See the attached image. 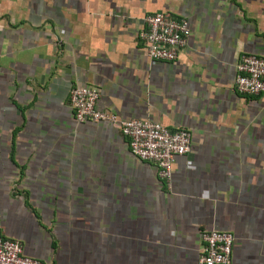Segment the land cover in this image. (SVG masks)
<instances>
[{
  "label": "crops",
  "instance_id": "obj_1",
  "mask_svg": "<svg viewBox=\"0 0 264 264\" xmlns=\"http://www.w3.org/2000/svg\"><path fill=\"white\" fill-rule=\"evenodd\" d=\"M157 13L189 23L174 62L150 60L141 39ZM248 54L264 56V0H0L5 236L44 264H136L140 239L152 253L182 242L187 264L203 231L262 213L264 95L235 88ZM75 87L99 89V109L122 119L191 132L170 187L118 128L77 121ZM151 221L167 229L140 238ZM256 238L234 264H264Z\"/></svg>",
  "mask_w": 264,
  "mask_h": 264
},
{
  "label": "built area",
  "instance_id": "obj_2",
  "mask_svg": "<svg viewBox=\"0 0 264 264\" xmlns=\"http://www.w3.org/2000/svg\"><path fill=\"white\" fill-rule=\"evenodd\" d=\"M147 29L141 39L152 61L174 62L186 46L191 30L187 20L169 13H157L146 18ZM236 91L244 96L264 95V56L243 55L237 64ZM100 91L75 87L70 92V104L79 123H106L118 128L128 140L131 153L138 160L156 166L159 180L170 187L173 164L187 155L192 147L189 130L171 131L150 120L122 119L117 114L100 110ZM0 214V264H44L25 253L22 243L5 236ZM203 254L199 264H232L234 236L223 230L202 233Z\"/></svg>",
  "mask_w": 264,
  "mask_h": 264
},
{
  "label": "flooded vegetation",
  "instance_id": "obj_3",
  "mask_svg": "<svg viewBox=\"0 0 264 264\" xmlns=\"http://www.w3.org/2000/svg\"><path fill=\"white\" fill-rule=\"evenodd\" d=\"M151 220L155 221V219ZM151 222L144 224V227L140 229V232L143 233L140 238L144 239L147 235L150 236L158 232L161 234L163 227V229H167L165 223H158L157 221L153 223ZM230 232L234 236V246L232 251V264H234V257L237 251L258 248L254 239L256 240L257 236H264V211L260 213L258 211L248 210L245 213L239 214L237 223L232 226ZM200 240L201 249L199 246L197 249L190 251L188 254L189 257L187 258V264H199L200 258L203 254L202 238H200ZM174 244L179 246V248L182 245L183 249L180 251H171L169 247L166 246L164 249H161L159 253H152L150 251L153 244L151 245L140 239L137 245V256L135 257L136 264H185V247L183 243L178 242Z\"/></svg>",
  "mask_w": 264,
  "mask_h": 264
}]
</instances>
